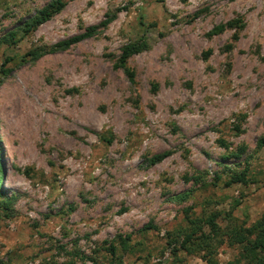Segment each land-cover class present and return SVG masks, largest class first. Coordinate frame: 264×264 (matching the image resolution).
<instances>
[{"label": "rangeland", "instance_id": "1", "mask_svg": "<svg viewBox=\"0 0 264 264\" xmlns=\"http://www.w3.org/2000/svg\"><path fill=\"white\" fill-rule=\"evenodd\" d=\"M52 1L0 0V264H245L206 219L264 212V0H65L23 33Z\"/></svg>", "mask_w": 264, "mask_h": 264}, {"label": "trees", "instance_id": "2", "mask_svg": "<svg viewBox=\"0 0 264 264\" xmlns=\"http://www.w3.org/2000/svg\"><path fill=\"white\" fill-rule=\"evenodd\" d=\"M65 0H54L52 2H49L45 6H43L41 9H39L35 16L31 17L26 23L23 25V33H28L32 29H34L37 25L41 24L45 20L49 19L52 15L60 11V9L64 6ZM118 9H115L114 11L108 12L104 15L103 19L100 20L98 23L93 25H88L84 28L83 31L76 33L72 36L67 37L66 39L60 40L56 43H54L49 49L45 48H34L29 49L26 51V53L21 57V59H24L25 56H29L30 60H33L43 53H47L49 51L57 50V49H66L69 46H72L81 40L91 37L95 34H97L101 29L106 27L109 22H111L115 16V12ZM140 24L141 21H140ZM220 29V27H215L214 30ZM14 34H11L13 36ZM143 35V34H142ZM146 47L144 36L137 39V41L129 42L125 45H123L120 49L119 55L116 58V65L120 66L124 73L126 74L127 79L130 82H133V71L127 68L126 66V60L127 58L139 51H141L143 48ZM20 59V60H21ZM12 60V57L10 56H4L1 63H0V78H3L8 72L9 68L5 67V64ZM162 155H155L150 159V161H157L161 158ZM218 178V177H216ZM234 182H241L245 183L246 178L243 176L242 173H233L231 174L228 179L223 183L225 186H228L231 183ZM2 194V190L0 188V195ZM8 202L7 199L4 198V200L0 201L1 209L7 210L8 208ZM214 215L210 216L208 219H206V222L210 228V233L212 235H218L219 239H217V244H220L223 242L222 236H225V242L229 246H237L238 247V255L237 258L234 260L235 263L243 261L245 264H264V212L260 214V216L255 219L250 225L248 226H234L227 231H223L224 233H219V228L214 223ZM199 239L203 242V247H206L207 249L210 247L209 240L211 237L209 235L205 234V232H200ZM190 240V234L187 233L185 237L182 239L179 246L181 248H186V243ZM110 254L114 255L113 248L110 247ZM211 248V247H210ZM214 247H212L213 249ZM209 252V251H208ZM207 263H212L214 261H210L208 259H203ZM119 262H116L114 264H118ZM107 264H112L111 262ZM159 264V263H156Z\"/></svg>", "mask_w": 264, "mask_h": 264}]
</instances>
